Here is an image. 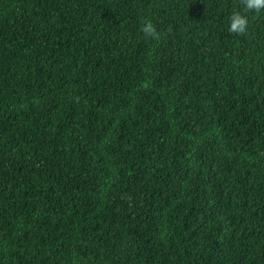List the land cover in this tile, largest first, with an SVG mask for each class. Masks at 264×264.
<instances>
[{
    "label": "trees",
    "instance_id": "obj_1",
    "mask_svg": "<svg viewBox=\"0 0 264 264\" xmlns=\"http://www.w3.org/2000/svg\"><path fill=\"white\" fill-rule=\"evenodd\" d=\"M0 264H264V11L0 0Z\"/></svg>",
    "mask_w": 264,
    "mask_h": 264
},
{
    "label": "clouds",
    "instance_id": "obj_2",
    "mask_svg": "<svg viewBox=\"0 0 264 264\" xmlns=\"http://www.w3.org/2000/svg\"><path fill=\"white\" fill-rule=\"evenodd\" d=\"M240 4L249 13L264 11V0H240ZM249 27V17L241 11L233 10L229 17L228 31L235 35H244ZM139 31L145 38L159 39V32L151 20H144Z\"/></svg>",
    "mask_w": 264,
    "mask_h": 264
}]
</instances>
